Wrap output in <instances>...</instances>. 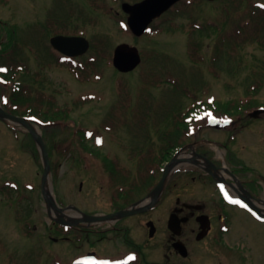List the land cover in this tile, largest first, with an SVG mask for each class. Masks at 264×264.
<instances>
[{
    "label": "rangeland",
    "instance_id": "obj_1",
    "mask_svg": "<svg viewBox=\"0 0 264 264\" xmlns=\"http://www.w3.org/2000/svg\"><path fill=\"white\" fill-rule=\"evenodd\" d=\"M136 1L138 0H0V20L8 26L16 27L15 38L20 42L19 46L24 50L27 46L36 48L34 58L30 56L28 60L31 73L35 70V60L48 61L49 57L58 54L51 46H47L50 37L48 34L53 33V30L62 32L63 29V32L70 34L82 33L89 40L92 39L91 42L101 37L110 42L107 47L108 57L105 64L99 67L98 70H101L95 73L97 76L89 75L88 79L80 81L67 67L60 66H52L42 72L45 74L44 88L53 94L58 106L68 112L67 119L55 124L53 129L57 145L61 144L58 148L65 151L64 156H59L57 151L52 155L56 171L54 192L59 202L72 203L85 210L105 208L102 197L107 190L102 183H105L106 178L99 159L86 151L87 148L95 147V140L102 147L97 149L99 155H103L104 150L109 155H125L124 152L129 151L140 154V142L146 135H152L153 142H157L152 128L170 114L179 111L181 106L185 107L184 110L191 107L193 98L215 100L217 105L202 109L205 114L224 111L223 106L229 103L228 98L243 96L244 86L241 83L246 70L241 68L236 75L228 74L223 67L224 51L221 49L222 53L216 59L217 68L215 72H210L213 71L211 63L216 55L217 43L212 32L203 37L202 46L198 50L199 61L193 63L187 55V31L192 25L203 26L206 22L225 18L222 12L227 11L220 10L224 6L233 13L224 33L240 41L257 20L254 17L255 21H250L248 13L245 15L243 9L255 6L256 3L264 5V0L203 2L201 12H195L197 8L193 9L194 0H189L188 3L192 1L189 7L186 5L187 1H182L154 22V28L160 29L158 33L140 37L133 36L124 28L126 14L121 9L122 2ZM188 9L194 15L192 20L182 13ZM177 13L181 17L176 16ZM46 23H49V29H44ZM170 24L179 28L174 31L162 29ZM254 26L257 27L255 24ZM259 34L264 45V34L262 31ZM0 39V44L6 42L3 30ZM258 40L245 42L242 46L240 53L248 63L264 62V49ZM12 42L10 46H14V41ZM122 42L135 45L142 52V63L125 74L117 73L111 64L112 50ZM27 55V52L24 53V56ZM155 55L159 57V64L154 66L151 58ZM90 56L92 53L88 50L83 56L76 58L74 64H82ZM220 67L223 69L220 70ZM151 72L159 73L161 80L165 76V79L178 82L181 88L196 86L198 90L188 93V97L184 98L182 92H175L170 83L162 82L152 86L146 81L150 79ZM167 72L171 74L167 75ZM255 99L257 105L264 104V86L255 95ZM261 119L244 116V120L253 126L240 134L238 139L250 149L260 146L263 141L264 131L260 129L264 122ZM202 121H198V124H203ZM80 129L87 134L85 142L78 139L82 131ZM20 142L0 126V147L3 150L0 157V179L14 177L18 181L15 183L18 193L11 196L5 194L0 198V264H53L56 257L63 261L69 260L76 254V249L47 239L48 218L39 192L40 162L30 152L25 154L20 151ZM251 152L252 157H247L251 165H254L258 159L254 158L256 155L252 150L245 153L250 155ZM118 160L120 164L128 165L122 157ZM18 211L28 220L26 224L15 219L19 215ZM237 217L240 220L232 224L233 228L227 239L231 241L230 250L240 252L242 258L238 260L239 264H264L263 226L241 211L237 212ZM28 226L30 232L35 227L30 237L25 236ZM190 249V254L199 259L198 263L211 264L208 241L191 242ZM110 251L116 250L111 248ZM151 257L156 258L155 252Z\"/></svg>",
    "mask_w": 264,
    "mask_h": 264
},
{
    "label": "flooded vegetation",
    "instance_id": "obj_2",
    "mask_svg": "<svg viewBox=\"0 0 264 264\" xmlns=\"http://www.w3.org/2000/svg\"><path fill=\"white\" fill-rule=\"evenodd\" d=\"M6 51L0 46V55L21 54L20 49ZM261 108L263 111L255 119L264 117V105ZM0 126L11 134L20 129L1 119ZM207 126L202 129L198 125L191 138L173 152L180 164L170 172L158 197H152V191L163 174L164 164L140 171L131 164L138 157L126 154L112 160L116 164L111 171L102 172L106 178L102 183L107 190L102 197L105 208L46 212L47 239L77 250L71 259L63 261L56 257L53 264H102L106 260L118 264H200L190 254V243L204 241H208L211 264H239L242 256L230 250L231 241L227 240L232 224L240 220L237 212L249 215L264 228V138L253 149L239 141L240 134L253 126L244 117L240 122H225L219 128ZM261 126L260 130L264 131V123ZM214 131L221 134L215 135ZM251 150L256 155L253 157L258 158L254 165L249 159L252 152L245 153ZM160 152L162 159L164 153ZM121 157L127 166L117 162ZM5 180L0 179V198L5 191L2 183ZM140 200L143 203L137 205L134 213L114 216L111 220L90 223L81 213L105 216ZM58 216L71 224L59 223ZM171 217L178 221L179 233L169 228ZM178 241L184 244L186 255L176 250ZM111 248L116 251H110ZM154 252L156 258L151 257Z\"/></svg>",
    "mask_w": 264,
    "mask_h": 264
},
{
    "label": "trees",
    "instance_id": "obj_3",
    "mask_svg": "<svg viewBox=\"0 0 264 264\" xmlns=\"http://www.w3.org/2000/svg\"><path fill=\"white\" fill-rule=\"evenodd\" d=\"M220 1V0H219ZM204 0H194L193 3L196 5L195 8H197V11L201 12V8H202V4ZM186 3V1H185ZM192 3V2H191ZM191 3H186V5L188 4V7L190 6ZM193 7V6H192ZM194 8V7H193ZM220 10H224L227 11L226 13L222 14L224 15L225 18H223L222 20H218L216 22H212L208 24H204L203 26H196V25H192L191 28L187 31L188 33V50H187V55L188 58L190 59V61H192L193 63H198L199 58H198V50L199 47L202 46V40L203 37L205 36H209V32L214 33V35L217 38V43H216V48H215V58L213 59V63H216V59L219 56V54H221V49L223 52V59H224V63L223 67H225V70L231 74H237L240 72L241 68H243V70H246L245 73V78H242V83L241 85L244 86V90L245 91H249L254 90L257 91L259 89V86H261L262 82L260 81H256V80H249L253 77L256 76V73L260 72V70H262L264 68V62L260 63V64H253V62H249L244 59V57H242V53H240L242 51V46H244L243 44L246 42H253L255 39H259V32L263 31V25H264V8L261 7H257L256 5L251 6V7H246L245 9H243V13L247 15V18L250 21H255V19L257 18V20L255 21V23H253L251 29L249 32H246L245 37H243L240 41L239 40H235L232 38L231 35H227L224 32L225 31V26L227 24H229V17L230 15H232L233 13H230L229 9L222 6L220 8ZM188 11L185 10L184 13H188ZM183 13V12H182ZM190 14V13H188ZM178 16V15H176ZM188 19L192 20L194 17L192 15H188L187 16ZM242 20V19H241ZM254 24L257 26L255 27ZM262 25V26H261ZM155 26L153 25L149 30L148 33H158L159 32V28H154ZM235 27V26H234ZM247 27V26H245ZM168 31L171 30H176L178 28V26H175L173 24H170L169 26L166 27ZM239 28V27H236ZM181 29V28H180ZM2 30L7 32V41L4 43L3 46H10L14 41V45H16V38H15V33H16V27L15 26H11V27H6V26H1L0 25V32H2ZM208 32V33H207ZM261 44V46H264L261 42V40H258ZM229 44V46H227ZM110 46V42L108 41L107 38L105 37H101L97 40H94L91 43V48H90V52L92 53V56H90V59L88 61L85 60V62H82V67L79 64H74L72 62L66 63L65 65L68 66V68L70 69L71 72L76 73L78 75H89L90 73H96L99 69V67L101 66V64H105V61L107 59V47ZM221 46V47H220ZM11 60V59H10ZM200 61H202L200 59ZM0 63H5V62H0ZM152 64L155 66V64H159V57L157 55L152 57ZM221 69H223L222 67H220ZM157 76V73H156ZM175 90H179L176 83H175ZM187 91H189V89H183L180 90V92H182L183 95H187ZM191 91V90H190ZM16 89L13 90V92L11 93L12 95L10 96L11 100L13 102L17 101L18 98L15 97L16 94ZM31 90L30 89H25L23 91V93H21V95H19V97L24 100L25 102L28 103V107H27V112H31L34 115L37 116H43L45 119L51 118L54 119L56 117H60L61 114L60 113H52L51 115H49V113H40V110L37 109L34 105H33V98L31 95ZM0 99H4V95L0 94ZM205 103V102H204ZM189 111L184 112L183 114L178 113V114H170L167 118H165V127L163 130L161 131H156L157 137L162 141V147L164 149H168L171 147H175L176 144H178V142L180 140H182L183 134L185 133V130L187 129L186 127V120L184 119L187 115H189ZM44 131L46 134H48L49 132L47 131V128H44ZM50 136V135H49ZM53 138V136H52ZM53 146V144H52ZM34 153H36L35 149L33 150ZM165 160L167 159V156L164 157Z\"/></svg>",
    "mask_w": 264,
    "mask_h": 264
},
{
    "label": "water",
    "instance_id": "obj_4",
    "mask_svg": "<svg viewBox=\"0 0 264 264\" xmlns=\"http://www.w3.org/2000/svg\"><path fill=\"white\" fill-rule=\"evenodd\" d=\"M180 0H141L140 2L129 4L123 3L122 9L128 13L127 16V25L132 31V33L136 36L142 35L147 29L148 25L152 22L153 19L160 16L163 12L168 10L173 4ZM50 43L54 48L61 51L64 54L69 56H77L81 55L87 51L89 47V42L83 36H64V35H56L50 39ZM141 61V57L139 51L136 46L129 45L127 43L118 44L113 50L112 62L116 69L121 72H128L133 70ZM0 117H8L13 121H19L24 126H26L33 136L34 140L38 143L39 149L41 152V157L43 161V173L41 177V192L44 197V200L47 206H52L56 208V203L54 199L46 194V185L50 182V165L48 159V152L46 146L38 132L34 130V128L26 122L23 118L10 116L6 114L0 108ZM176 158L173 157L172 160L167 164L165 168V172L158 183V185L154 189V193L156 195L161 191L165 178H166V169L169 165L174 163ZM120 215H126L131 213V210H122L118 212ZM109 217V216H108ZM88 220L96 219L95 216H88ZM178 221L173 219L172 217L169 219V228L172 229L175 233H179V225L177 228ZM175 248L182 253V255H186V248L183 243L180 241L175 243Z\"/></svg>",
    "mask_w": 264,
    "mask_h": 264
},
{
    "label": "bare ground",
    "instance_id": "obj_5",
    "mask_svg": "<svg viewBox=\"0 0 264 264\" xmlns=\"http://www.w3.org/2000/svg\"><path fill=\"white\" fill-rule=\"evenodd\" d=\"M46 194L49 196H52V193H51L48 185L46 186Z\"/></svg>",
    "mask_w": 264,
    "mask_h": 264
},
{
    "label": "snow or ice",
    "instance_id": "obj_6",
    "mask_svg": "<svg viewBox=\"0 0 264 264\" xmlns=\"http://www.w3.org/2000/svg\"><path fill=\"white\" fill-rule=\"evenodd\" d=\"M117 264H118V262H117Z\"/></svg>",
    "mask_w": 264,
    "mask_h": 264
}]
</instances>
